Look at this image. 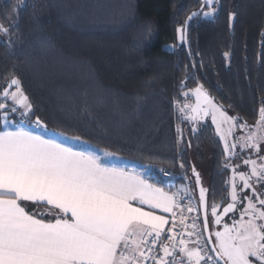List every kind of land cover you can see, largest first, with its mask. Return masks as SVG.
I'll return each mask as SVG.
<instances>
[{
	"label": "trees",
	"instance_id": "obj_1",
	"mask_svg": "<svg viewBox=\"0 0 264 264\" xmlns=\"http://www.w3.org/2000/svg\"><path fill=\"white\" fill-rule=\"evenodd\" d=\"M200 9L198 0H0V24H18L10 41L0 38V88L15 76L50 130L149 165L145 174L158 186L172 192L186 184L198 204L195 167L201 186L211 189L207 204L220 210L230 189L223 145L208 123L195 134L185 130L174 98L183 101L181 81L185 90L202 85L231 117L257 123L264 106V0H220L214 18L185 26L179 45L176 29Z\"/></svg>",
	"mask_w": 264,
	"mask_h": 264
},
{
	"label": "snow or ice",
	"instance_id": "obj_2",
	"mask_svg": "<svg viewBox=\"0 0 264 264\" xmlns=\"http://www.w3.org/2000/svg\"><path fill=\"white\" fill-rule=\"evenodd\" d=\"M198 2L200 11L192 12L184 26L176 29L181 44L186 42L185 26L190 21L218 14L220 0ZM234 15H229L230 21ZM17 28L18 24H0V38L10 41ZM185 88L186 83L181 81L183 101L174 98L177 119L199 124L210 117L230 158L223 167L232 171L231 202L223 207L222 215L218 214L219 204H207L211 189L201 186L195 167L192 172L199 187L198 204H193L190 196L178 199L177 193L169 194L144 170L108 166L94 152L69 146L68 139L80 142L81 137L69 138L50 130L36 115L21 81L15 76L8 80L0 88V264H264V155H260L264 106L259 109L253 130L238 117L228 116L202 85L190 90L191 96ZM192 97L195 106L188 102ZM223 124L229 125L226 131ZM235 129H247V133L234 136L235 142L229 144L228 136ZM197 131V127L191 128L193 134ZM176 132L177 144L181 145L182 129L177 126ZM238 145L240 153L236 152ZM187 146L191 147L190 141ZM246 149H251L256 158H245L243 163L250 166L249 171L237 173L239 165L232 164L231 159ZM103 156L113 157L115 153L105 151ZM159 171L168 174L165 169ZM237 176L242 182L240 192L251 189L250 194L240 196ZM256 185L261 192L256 191ZM177 191L184 193L186 189ZM243 201L246 205L238 209ZM200 206L205 208L203 221L199 218ZM209 208L214 225H221L223 216L231 212L238 211L239 219L229 217L231 224L223 222L222 231L209 232L205 239ZM157 211L170 216L166 218ZM185 212L197 213L191 223H185ZM177 217L183 226L179 231ZM213 235L214 246L209 248Z\"/></svg>",
	"mask_w": 264,
	"mask_h": 264
},
{
	"label": "rangeland",
	"instance_id": "obj_3",
	"mask_svg": "<svg viewBox=\"0 0 264 264\" xmlns=\"http://www.w3.org/2000/svg\"><path fill=\"white\" fill-rule=\"evenodd\" d=\"M201 18H202V19H212V18H204L202 15H201ZM178 41H179V40H178ZM183 44H184V43H183ZM179 45H182V44L180 43V41H179ZM165 50L172 51V50H173V46H166V47H165ZM194 89H195V88H194ZM191 90H193V89H191ZM186 91H189V95L191 96V91H190V90H186ZM203 91H204V90H203ZM205 92H206V91H205ZM206 93H207V92H206ZM207 95H208V93H207ZM208 96H209V95H208ZM182 97H183V96H182ZM184 99H185V98L183 97V100H184ZM188 102H189L190 104H192L193 106H195V98H194V97H192ZM225 113H226V112H225ZM226 114H227V113H226ZM227 115L230 116L229 114H227ZM183 123H184V124H183V128H185V130H187V127H189L190 130H191V128L194 127V126L197 127L198 130H199V129L201 128V124H204V123H208V124L212 125V124H211V121H210V117L205 118V120L201 121L199 124H197V123H195V122H193V123H189V122L186 121V120H185ZM256 125H257V123H256L255 125H252L253 130H255V126H256ZM212 126H213V128L215 129V125H212ZM179 127H180V126H179ZM221 127H222L223 130L226 131L227 128L229 127V125H227V124H223ZM180 128H181V127H180ZM215 131H216V130H215ZM246 133H247V129H244V130L235 129V130L233 131V134L228 136V142H229V144L235 142V140H234V136H241V135H245ZM216 135H217V133H216ZM217 136H218V135H217ZM218 138H219V136H218ZM79 143H84V142L80 141ZM221 143H222L223 148H224V143H223V141H221ZM84 144H85V143H84ZM261 148H262V152L260 153V155H264V144L261 145ZM236 152L240 153L239 145L237 146ZM248 156H252V158H254V159L256 158V154H254L253 151H252L251 149H246L243 153H241V154L239 155V157H237V158H232V159H231V163H232V164H234V165H239V167L236 168V172H237V173L249 171L250 166H249V165H245V164L243 163V160H244L245 158H247ZM115 157H117V156H115ZM226 158H227L226 162H228L230 158H229L228 156H226ZM119 159H120V158H119ZM257 162L260 163V161H257ZM228 170H229V172H230V178H229V188H230V189H229V196H228V202H227V203H230V202H231V196H230V192H231V184H230V180H231V176H232V171H231V169H228ZM253 180H255V178H253ZM236 183H237V190H238V193L240 194L241 197L244 196V195H248V194L251 193V189H246V190H244L243 192H240V186H241L242 182L239 180L238 176H237ZM256 191H257V192H261V191H262V189H261V187H260L259 185H256ZM246 203H247V201H243V203L238 204V205H237L238 209H242V208L246 205ZM225 206H227V204H226ZM225 206H224V207H225ZM258 206H259V205H258ZM208 212H209L210 232H211V233H214L215 231H222V230H223V222H227L228 224H231L232 222H231V220L229 219V217L235 216L236 219H239V212H238V211H236V212H231V213L228 214V216H223V221H222V224H221V225H214V224L211 223V221H212L214 218L211 216L210 210H209ZM222 213H223V208L220 209V210L218 209V214L222 215ZM245 219H247V217H245ZM212 241H213V244H214V241H215V236H214V235L212 236Z\"/></svg>",
	"mask_w": 264,
	"mask_h": 264
},
{
	"label": "crops",
	"instance_id": "obj_4",
	"mask_svg": "<svg viewBox=\"0 0 264 264\" xmlns=\"http://www.w3.org/2000/svg\"><path fill=\"white\" fill-rule=\"evenodd\" d=\"M66 143L69 146H72L76 150L94 152L97 156H101V158H102L101 162L108 165V166H115L117 168H124L126 170L135 169L137 171H141V170H144L145 172L147 171V169H142V167L132 165L131 163L124 161L122 159H119L118 157H115V156L105 157V156H103L104 151L94 149V148L89 147L88 145H86L84 143H79V142L74 141L72 139H68L66 141ZM164 190L168 191L169 194H171V191L169 189H164ZM144 210H148V209L145 207ZM54 211H58V210H54ZM157 214L164 215L166 218H168L170 215L167 213H159L158 211H157ZM165 228H167V225L165 226Z\"/></svg>",
	"mask_w": 264,
	"mask_h": 264
},
{
	"label": "built area",
	"instance_id": "obj_5",
	"mask_svg": "<svg viewBox=\"0 0 264 264\" xmlns=\"http://www.w3.org/2000/svg\"><path fill=\"white\" fill-rule=\"evenodd\" d=\"M17 119H18V117H17ZM166 172H167V171H166ZM167 173H168L167 175H165V174L162 173V176H163V177H166V178L170 177V173H169V172H167ZM182 189H186V192H184V193H178L177 190H174V191L171 192V194H172V193H177V198H178V199H179V197H180L181 195H186V196H190V197H192L191 192H190V190H189V188H188V185L185 184L184 188H182ZM192 203H193V200H192ZM193 204H194V203H193ZM177 211H178V210H177ZM184 215H185L186 217H188V219H186L185 223H191V219L194 218V217H196L197 213H196V212H192V213H187V212H185ZM169 216H170V215H169ZM199 218H200V221H202V220H201V217H200V214H199ZM170 226H171V221H170L169 225H167V228L170 227ZM182 227H183V226L179 224V217H177V231H179ZM167 228H166V229H167ZM188 230H190V229H188ZM184 238L187 239L186 236H185ZM204 238L207 239L205 233H204ZM193 239H195V237H193ZM189 247H192V245L190 244ZM208 247L210 248L209 245H208ZM210 254L213 255V253H210ZM213 256H214V255H213ZM147 264H151V262H147Z\"/></svg>",
	"mask_w": 264,
	"mask_h": 264
},
{
	"label": "water",
	"instance_id": "obj_6",
	"mask_svg": "<svg viewBox=\"0 0 264 264\" xmlns=\"http://www.w3.org/2000/svg\"><path fill=\"white\" fill-rule=\"evenodd\" d=\"M198 197H199V193H198ZM200 217H201V220L203 221L204 219V215H205V208L203 206H200ZM208 234H209V229H208V232H205V235H206V238L208 239ZM210 248L214 246L213 243H210L209 244ZM213 255H215V253H213Z\"/></svg>",
	"mask_w": 264,
	"mask_h": 264
}]
</instances>
